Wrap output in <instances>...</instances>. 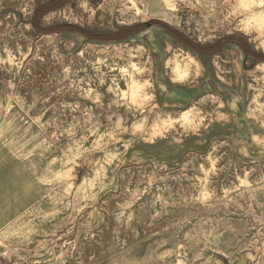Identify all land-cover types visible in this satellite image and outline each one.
I'll return each instance as SVG.
<instances>
[{"label": "rangeland", "instance_id": "rangeland-1", "mask_svg": "<svg viewBox=\"0 0 264 264\" xmlns=\"http://www.w3.org/2000/svg\"><path fill=\"white\" fill-rule=\"evenodd\" d=\"M38 10L41 29L134 31L40 33ZM262 14L264 0H0V148L44 174L0 230V264H264V61L243 50L264 55ZM154 22L244 46L197 52Z\"/></svg>", "mask_w": 264, "mask_h": 264}, {"label": "crops", "instance_id": "crops-1", "mask_svg": "<svg viewBox=\"0 0 264 264\" xmlns=\"http://www.w3.org/2000/svg\"><path fill=\"white\" fill-rule=\"evenodd\" d=\"M262 63L264 62H259L258 65ZM160 85L166 90L170 89L177 93L186 91L184 87L174 84L160 83ZM2 151L9 153L11 158L6 160L0 156V230L6 228L26 209L22 206L28 202L34 204L44 194L43 185L40 184V179L44 176L42 167L33 162L17 159L5 148H0V152ZM11 186L13 190L10 189Z\"/></svg>", "mask_w": 264, "mask_h": 264}, {"label": "trees", "instance_id": "trees-1", "mask_svg": "<svg viewBox=\"0 0 264 264\" xmlns=\"http://www.w3.org/2000/svg\"><path fill=\"white\" fill-rule=\"evenodd\" d=\"M44 9L46 10L47 8H44ZM40 13H41V10L36 11V13L34 15V20L32 22L35 30L40 32V33H53V32H60V31H70V32H76V33H78V34H80V35H82V36H84L90 40H98V41H111L112 40L113 41V40H121V39L127 38L128 36L132 35V33L134 31V28H133V29H129L128 31L123 32L122 35L94 36V35L86 33L85 31H82L80 29H77V28H74L71 26L70 27L58 26V27L49 28V29H41L36 24L37 18H38ZM154 24L160 26L167 34L174 37L180 43L184 44L185 46L189 47L190 49H192L194 51L201 52V53H207L208 54V53L216 52L223 45H225L228 42H232V41H237V43L242 45V47L244 46V43L240 38H237L234 36H229L228 38L224 39L222 42L218 43V45L215 48L204 49V48H200V47L194 45L187 37H185L184 35H182L178 31L173 30L171 27L167 26L164 23L154 22ZM143 27H144L143 25H140L138 27H135V30L143 28ZM243 50H244L245 54L251 56L255 61H264V55L251 52V51L247 50L245 48V46H244Z\"/></svg>", "mask_w": 264, "mask_h": 264}, {"label": "bare ground", "instance_id": "bare-ground-1", "mask_svg": "<svg viewBox=\"0 0 264 264\" xmlns=\"http://www.w3.org/2000/svg\"><path fill=\"white\" fill-rule=\"evenodd\" d=\"M247 4H245V6H246ZM243 6V5H242ZM50 17V16H49ZM48 17V21H51V19ZM256 17V16H255ZM261 17H263L264 18V14H262V16ZM262 52H264V43L262 44ZM261 68L262 69H264V63H262L261 65ZM134 86H135V84H134ZM135 88V87H134Z\"/></svg>", "mask_w": 264, "mask_h": 264}, {"label": "water", "instance_id": "water-1", "mask_svg": "<svg viewBox=\"0 0 264 264\" xmlns=\"http://www.w3.org/2000/svg\"><path fill=\"white\" fill-rule=\"evenodd\" d=\"M144 25H145L146 27H149V26H151V24H150V23H144Z\"/></svg>", "mask_w": 264, "mask_h": 264}]
</instances>
